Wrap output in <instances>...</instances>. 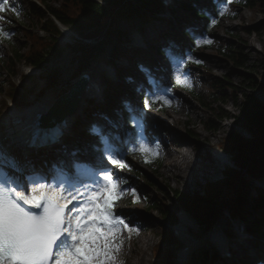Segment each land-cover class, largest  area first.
Listing matches in <instances>:
<instances>
[{
  "label": "rangeland",
  "instance_id": "1",
  "mask_svg": "<svg viewBox=\"0 0 264 264\" xmlns=\"http://www.w3.org/2000/svg\"><path fill=\"white\" fill-rule=\"evenodd\" d=\"M202 2L203 6L208 7V0H202ZM41 3L45 7H50L52 9L60 8L59 3L54 0H41ZM9 4V9L0 14V26H2L3 31L7 33L6 37L8 40L6 43L0 40V145L5 148L8 146V141L10 140L6 125L7 117L10 113L15 114V112L18 111L21 112V109L31 107L36 103L42 104L49 100L50 97L52 99H57L67 91L70 84L74 83L72 79L79 65L77 61L78 45L76 41H81V36H78V33H75L71 29L70 33L72 34V37L69 39L68 43L65 44V37H61V40L58 42V50L60 54L58 56H52V60H50L49 63L42 64L43 69L40 71L36 70V76L29 78L24 77L27 67L22 61L15 63L13 70L14 76H10L6 72L7 69H5L6 67L2 62L6 63L13 50L20 51V54L23 55L27 51V46H30L29 39L26 38L25 34L39 33L38 29H40V24L35 19L32 20L31 18L26 17L28 18L27 20L24 16V13H27L28 9L34 6L31 0H9ZM177 6L178 2H174L171 3L169 7L176 9ZM12 7H15L18 11L13 12L11 10ZM39 10L42 11L41 9ZM221 10H224L223 16L215 14V11H209L210 20L204 28L206 35L202 37L211 39L212 43L210 45H213L214 43H231L233 47L237 49V52L241 53L245 59L244 69L241 67H233L231 62L225 58H221L213 47L208 48L207 45L196 47L193 40L194 38H198L194 37V31L198 30L197 26L200 22H192L186 17V29L191 33V38L187 42L184 38L177 41L175 40L172 46L176 49L181 48L182 44H185L186 49H189L185 55H182L185 62L188 63L187 67H184L183 72L185 74L191 72L195 76L194 83L191 84L190 88L171 86V84H174L171 73L165 74L161 78V82L163 83V86L167 87V93L169 95L174 93V95H181L187 100L188 106L186 107L189 111L184 113L185 106L183 105L182 109L179 103L172 101L170 106H166L162 102L157 103V108H159L160 112L148 111L144 114V112L140 111L142 107L137 106L138 99L143 96V91L141 92L142 89H139L141 85L137 84L131 87L124 85V87H122L123 90L133 98L132 105L137 109L142 124H147L151 129H159V125H162V130H164V132L159 133L160 141L158 142H155L154 140L152 141L150 137H147L145 132H142L143 135H146L145 139H147V142L158 149L159 154L156 158L161 162L158 169L154 166L156 164L150 163L149 165L144 163L143 158L139 153H130L126 145L123 144L125 140L121 142L118 138V134L114 140L117 141V151L123 152L124 159L131 169H124L123 171L114 169L120 180L121 188L125 191L124 197L116 203L114 212L117 216L123 218L130 227L137 229V231L133 233H123L122 238L124 240V245L119 255L120 264H176L175 255L177 247L175 246L178 242L172 237L170 226H176V214L179 210H182V207L178 206L175 201L167 202V208L169 212L173 214V218L169 221L163 222V219H161L156 212L146 210L148 200L158 199V195L161 193L159 189L161 188L164 190L170 189L176 191L177 193L186 195L188 198L192 199L194 196L202 193L206 183L214 179H220V173L212 175L213 170L208 166V161L211 160L209 157L210 152L205 150V147L210 149L221 148L223 139L227 138L234 132L247 136L245 131L240 127L242 123L235 124L239 118V108L243 104V91L259 98L260 101H264L263 96L258 97V95H255L259 90L256 89L257 91L254 90V92L249 93L245 90V86L241 85L242 80L247 76L252 77V79L258 82L261 80L263 81L264 79V12H262V9L249 10L238 6L235 7L233 4L228 3L222 4L218 9V13ZM225 15L230 16V18H226ZM145 18L146 13L143 9L138 10L132 18L123 20L118 26V30L121 34H119L117 38L110 40L108 45L103 46L104 53L90 65L85 74L92 76L95 73H103V71H105L112 75L111 68L104 66L102 63L101 59H103L102 56L104 54H111L112 48H114L116 55L120 56V60L122 61V56L127 48L126 45L122 43L128 42L127 39L129 38L133 39L134 34L137 35L138 32H142L143 29H146V33L153 34L158 27H161L156 23L142 24ZM213 18L216 20L215 25H212L211 23ZM30 19L32 20V23L29 21ZM43 19L47 18L43 15ZM162 27L167 29L164 23L162 24ZM157 31L159 32L160 30ZM157 31L155 35L157 34ZM39 34L41 35V33ZM92 43L96 44V40H92L91 44ZM131 43L133 44L132 40ZM130 48L133 49L134 44ZM128 53L130 55V50H128ZM129 55L128 57L130 58L131 56ZM143 56H145V52ZM189 56L192 57V60L187 59ZM168 57L171 58L170 55H168ZM180 58L181 57H178V59ZM154 60H157L155 56ZM196 60H199L200 63H195ZM119 63L120 62L118 61V66ZM162 63L161 66H163L164 69L172 64V62H168V60H163ZM125 68H128V71H131L132 73L135 72V69L132 66L128 67V64L125 65ZM135 73L136 75L134 76L136 78H141L137 72ZM51 74L56 75L57 83L55 84V88L47 90V80L48 76ZM217 78H225L231 85H235L238 88L240 87L235 100L231 97V93L228 90L224 91L225 94L222 96L226 101L225 105L217 103L218 95L211 98L212 93L210 92L211 88L209 80ZM157 81L160 82V80ZM13 86L15 90L17 89L19 91L18 93H21V90L34 92L32 95H30V93V96L28 95L23 102V105H21L24 106L28 103V106L26 105L27 107L16 108L17 106H15V104L8 101L6 97H3V95H9ZM153 89L154 86H152L150 90ZM41 90H45V94L42 98H38L39 96H36V94ZM199 98H203L206 104L210 105L213 103L211 109H217L220 107L228 115L225 120L218 123V131L215 133L205 130L203 126V123L207 122L210 119V116L202 105H200ZM192 111L193 113H191ZM153 118H156V122L152 120ZM165 139H170L172 141L178 140L181 142V146L166 145ZM92 141L94 142L95 139ZM86 142L89 141H86L83 138L77 139V143L80 146ZM178 150L184 151L188 156H193V162L199 164L198 166L201 168L203 162L205 167L202 168L203 172H197V180L195 183L190 181L184 185L181 180H178L171 174H166L167 152L172 151L173 153ZM6 152L9 154L10 150L8 149ZM10 156L11 158H14L15 153L10 152ZM227 157L229 160H231V158L233 159V155L229 156L227 154ZM156 158L153 159L157 160ZM67 166L70 167V164L68 163ZM138 170H142L152 181H154L152 187L145 184V188H141L144 183L143 177L135 174ZM205 171L211 174L206 175L203 178L202 175ZM259 185L260 184L254 185L256 190L260 189ZM133 189L136 192V196L139 197L138 203L132 202L133 196L131 190ZM259 191L260 190L256 191L255 194L253 193V196L247 200V208L252 204L251 199H254L260 194ZM145 195H147V197ZM190 221L191 222L187 225L188 234L194 239V241L205 243V240H208V233H205L199 228L191 217ZM228 224L229 222L223 214L214 226L218 233L222 234L224 228L228 227ZM143 240H150V246L148 248L143 246ZM247 243L255 249H260V245L257 241L255 242L252 239H247ZM210 245L211 246L209 247L211 248L213 245L211 243ZM158 246L161 251L159 254V261L156 260L157 257L155 251ZM194 250L195 252L187 261L188 264H205V262H207L206 264H219L205 261L203 255L204 252H196L197 250ZM208 255V258H210L211 253H208ZM262 255H264V252Z\"/></svg>",
  "mask_w": 264,
  "mask_h": 264
},
{
  "label": "snow or ice",
  "instance_id": "2",
  "mask_svg": "<svg viewBox=\"0 0 264 264\" xmlns=\"http://www.w3.org/2000/svg\"><path fill=\"white\" fill-rule=\"evenodd\" d=\"M9 7V0H0V13ZM11 10L18 11L15 7ZM218 14L223 16L224 10ZM211 23L215 25L216 20L213 18ZM3 35L7 33L0 29V36ZM193 43L200 47L210 45L212 40L194 38ZM187 59L192 60V57ZM184 64L181 54V58L170 65V73L174 86L190 88L183 72ZM147 83L154 85V89L144 92L141 112L150 111L156 103L171 105L172 101L166 95L167 87L150 74ZM125 107L131 114L133 127L142 128L136 109ZM91 132L100 136L103 145L98 149L101 153L99 163L75 165L77 169H83L80 175L69 178L61 173L59 178L53 177L51 183L38 180L30 191L22 190L8 180L0 183V264H120L123 233H133L137 229L114 212L116 203L125 195L114 169H131L123 152L110 146L99 129L93 127ZM128 151L139 153L144 163H151L159 154L156 147L140 138ZM131 194L132 202L138 203L134 189Z\"/></svg>",
  "mask_w": 264,
  "mask_h": 264
},
{
  "label": "trees",
  "instance_id": "3",
  "mask_svg": "<svg viewBox=\"0 0 264 264\" xmlns=\"http://www.w3.org/2000/svg\"><path fill=\"white\" fill-rule=\"evenodd\" d=\"M54 1L59 3L60 8L52 9L46 7L50 15L63 25L73 27L77 30L89 31L91 37L103 35L107 38L108 35L114 38L118 34L117 22L120 18H129L140 9H144L149 13H155L158 8L157 2L153 0H98L99 2L92 0ZM236 2L237 5L243 8L249 10L262 9V12H264L263 0H237ZM184 8L192 11V15L196 17L206 18L200 13L198 8L191 4H184ZM26 16L32 20L35 19L40 24L42 31L54 35L57 34L52 22L48 19H43V13L36 7L29 8ZM31 19L29 21L32 23ZM25 35L30 42L27 51L21 55L20 51L13 50L6 63L2 62L6 67L5 69H7L6 72L11 76H14L13 69L16 62L23 61L26 65L41 67L51 56L59 55L55 40L48 37L43 39L37 34L31 33ZM103 44L105 43L103 42ZM103 44L100 43L96 47H79L80 55L78 57V63L81 69L88 66L91 57H94L96 53L103 50ZM212 47L216 49V53L221 58L230 61L233 67H241L244 69L245 59L231 43H215V46ZM49 81L50 84H55L56 75H51ZM209 83L211 88L210 92L212 93L211 98L218 95L217 103L220 105H225L226 101L222 96L226 90L230 91L231 97L234 100L237 98V92L240 87L231 85L227 79H210ZM241 85L245 86V90L249 93L258 87L264 92V79L258 82L252 79V77L247 76L242 80ZM242 94L243 104L239 108V118L235 124L242 123L241 126L251 134V137L250 139H244L234 132L227 138H224L221 144V149L224 151L232 154L235 153L234 165L238 170L230 169L225 173L222 181L207 184L204 197L194 196L190 199L186 195L179 194L176 191L161 188L159 189L161 193L158 195V199H150L146 210L156 212L163 219L162 221H169L173 218V214L169 212L167 202L175 201L178 206L189 212L206 229L215 225L225 211L231 218L239 217L242 214L252 188L251 180H258L264 177V102H258L251 94H247L244 91ZM3 97H6L8 101L15 105H20L24 102L26 94L18 93L13 88L9 95H3ZM199 103L210 116V119L203 123L205 130L212 133L217 132L218 123L225 120L228 115L220 107L211 109L213 103L210 105L206 104L203 98H199ZM151 162L156 164L154 166L157 169L161 164L159 160L152 159ZM243 170L245 174L242 173ZM135 174L143 177L144 184H142L141 188L144 189L145 184L151 187L153 186L154 181L142 170L136 171ZM252 207L254 213L250 215L251 222L248 224V229L260 236H264L261 232V229L264 227V196H259ZM155 251L156 257L160 260L159 254L161 251L159 246Z\"/></svg>",
  "mask_w": 264,
  "mask_h": 264
},
{
  "label": "bare ground",
  "instance_id": "4",
  "mask_svg": "<svg viewBox=\"0 0 264 264\" xmlns=\"http://www.w3.org/2000/svg\"><path fill=\"white\" fill-rule=\"evenodd\" d=\"M190 3L191 1L188 0ZM192 2L194 3V0H192ZM179 15L177 14L172 20L178 18ZM62 33H65L64 30H61ZM152 34H149V33H144L142 34V37H143V42L144 43H147L150 39ZM188 80H189V83H194V75L191 73V72H188L186 74ZM193 80V81H192ZM166 95L171 98V101H175L177 103L180 104L181 108L182 106L184 105L185 106V109H184V113H187L189 111V109L186 107L188 106V102L187 100L181 96V95H174V93H172L171 95H169L168 93H166ZM54 99H52L51 97L49 98V100H47L46 102L40 104L39 108H43V111L42 109L40 110L41 112H45L52 104V101ZM47 108V109H46ZM77 107L73 108V110H76ZM183 109V108H182ZM193 113V111L191 112ZM154 122H156V118H153L152 119ZM10 121H11V117H7V127H8V134H9V137L12 139V141L16 142V143H19L20 141V136L23 135V133H21L20 130L17 129V127H13V126H10ZM75 123H72V125H74ZM159 129L158 128H150L147 126V124H144V127H145V133L147 134L148 137H150V139L155 142H158L160 141V135L159 133L160 132H164L163 127L162 125H159ZM160 130V131H159ZM27 131V130H25ZM168 133V132H167ZM170 133V132H169ZM167 135V134H166ZM165 144L166 145H173V146H181V142L178 141V140H170V139H165ZM207 149H209L207 147ZM194 150V149H193ZM195 151V150H194ZM198 153V152H197ZM193 156H188L187 153H185L184 151L182 150H178V151H175L172 153V151H168L167 152V165H166V174H171L172 176H174L175 178H177L178 180H181L183 182L184 185H186L187 183H189L190 181L195 183L196 180H197V172L199 171H202L203 172V167H205L203 165V162H202V168L199 167L198 165L199 164H196L193 162ZM216 161L215 160H209L208 161V166L213 170L212 172V175H215L217 174L218 172H220L221 170V167H224V165L226 164L225 162V159L222 158L218 160L217 157H215ZM24 159H20L19 161H23ZM205 161V160H204ZM44 168V167H43ZM211 173H207L206 171L203 173L202 177L204 178L206 175H210ZM171 213V212H170ZM180 232H182L183 228H182V225L179 226V229H178ZM210 236L208 237V240H210V242L213 244V245H217L218 244V240H219V234L217 232V230H212L209 234ZM252 239L255 241V238L253 237H244V230L242 231L241 234H239L238 236V241L240 242L241 241V244L239 246H236V249L238 251H236L234 248H232L231 246H227V248H230L229 250V260L228 262H226L227 264H240V262L243 260V259H246V257L249 259V261H253L255 260L256 258H259V254L257 252H262L264 251V245L262 243H260V246L259 248L261 247L262 249H255L254 247H252L251 245H249L247 243V239ZM207 241V240H206ZM238 242V243H239ZM207 243L209 244V242L207 241ZM142 244L144 247L148 248L150 246V240H143L142 241ZM232 250V252L235 254H232V252H230ZM258 250V251H257ZM196 252H200V251H196ZM194 253V252H193ZM244 253H246L247 255H244ZM243 254V255H242ZM188 255H192V252H190ZM190 256L183 262H181V264H188V260L190 258ZM180 264V262H179ZM242 264V263H241Z\"/></svg>",
  "mask_w": 264,
  "mask_h": 264
},
{
  "label": "water",
  "instance_id": "5",
  "mask_svg": "<svg viewBox=\"0 0 264 264\" xmlns=\"http://www.w3.org/2000/svg\"><path fill=\"white\" fill-rule=\"evenodd\" d=\"M86 77L82 76L74 83L66 94L59 97L51 106L48 112V117L59 116L60 114L70 113L75 108L74 99L80 93V90L85 83Z\"/></svg>",
  "mask_w": 264,
  "mask_h": 264
}]
</instances>
